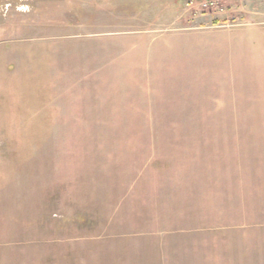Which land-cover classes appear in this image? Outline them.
<instances>
[{"label": "rangeland", "instance_id": "374dc122", "mask_svg": "<svg viewBox=\"0 0 264 264\" xmlns=\"http://www.w3.org/2000/svg\"><path fill=\"white\" fill-rule=\"evenodd\" d=\"M0 0V264H264V0Z\"/></svg>", "mask_w": 264, "mask_h": 264}, {"label": "built area", "instance_id": "2783aa9c", "mask_svg": "<svg viewBox=\"0 0 264 264\" xmlns=\"http://www.w3.org/2000/svg\"><path fill=\"white\" fill-rule=\"evenodd\" d=\"M184 8L191 17L226 14L229 11L227 0H184Z\"/></svg>", "mask_w": 264, "mask_h": 264}]
</instances>
